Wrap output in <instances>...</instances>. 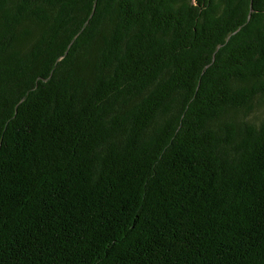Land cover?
Returning <instances> with one entry per match:
<instances>
[{"label": "trees", "instance_id": "1", "mask_svg": "<svg viewBox=\"0 0 264 264\" xmlns=\"http://www.w3.org/2000/svg\"><path fill=\"white\" fill-rule=\"evenodd\" d=\"M0 264H264V0H0Z\"/></svg>", "mask_w": 264, "mask_h": 264}]
</instances>
